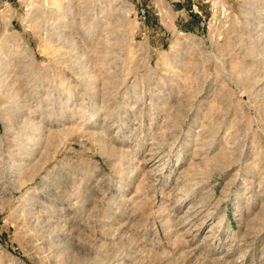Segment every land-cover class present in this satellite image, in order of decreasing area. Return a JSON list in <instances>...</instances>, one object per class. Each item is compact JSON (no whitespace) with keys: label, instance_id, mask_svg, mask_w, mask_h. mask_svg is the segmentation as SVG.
<instances>
[{"label":"rangeland","instance_id":"obj_1","mask_svg":"<svg viewBox=\"0 0 264 264\" xmlns=\"http://www.w3.org/2000/svg\"><path fill=\"white\" fill-rule=\"evenodd\" d=\"M215 1L0 0V264H264V0Z\"/></svg>","mask_w":264,"mask_h":264},{"label":"built area","instance_id":"obj_2","mask_svg":"<svg viewBox=\"0 0 264 264\" xmlns=\"http://www.w3.org/2000/svg\"><path fill=\"white\" fill-rule=\"evenodd\" d=\"M211 12L213 14V21L219 22L218 24L221 25V23H225V25H228L229 21L232 18V13H231V7L227 3L216 0L215 3L211 5ZM219 17V19H217ZM220 39V38H219Z\"/></svg>","mask_w":264,"mask_h":264},{"label":"bare ground","instance_id":"obj_3","mask_svg":"<svg viewBox=\"0 0 264 264\" xmlns=\"http://www.w3.org/2000/svg\"><path fill=\"white\" fill-rule=\"evenodd\" d=\"M18 190H19V188H18Z\"/></svg>","mask_w":264,"mask_h":264}]
</instances>
